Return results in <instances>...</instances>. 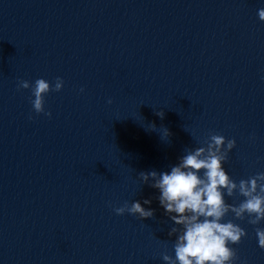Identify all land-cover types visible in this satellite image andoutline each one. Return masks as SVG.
<instances>
[{"label":"water","instance_id":"95a60500","mask_svg":"<svg viewBox=\"0 0 264 264\" xmlns=\"http://www.w3.org/2000/svg\"><path fill=\"white\" fill-rule=\"evenodd\" d=\"M261 7L0 0V264H165L179 226L140 173L169 171L211 134L237 141L224 165L237 182L264 172ZM57 77L52 116L35 113L19 81ZM144 199L153 218L114 211ZM235 222L248 232L238 264H264L257 226Z\"/></svg>","mask_w":264,"mask_h":264},{"label":"clouds","instance_id":"9594fccd","mask_svg":"<svg viewBox=\"0 0 264 264\" xmlns=\"http://www.w3.org/2000/svg\"><path fill=\"white\" fill-rule=\"evenodd\" d=\"M257 15L264 22V7L258 9ZM64 86L62 77L56 78L54 86L44 78L34 84L27 80L18 84L19 89H31L34 98L30 101L35 113L49 117L52 113L46 111L45 98L52 91L61 92ZM158 115L163 118L164 113L161 111ZM170 135L167 129L163 130V138ZM203 144L205 146L186 149L169 171L140 173L144 184L159 190L160 206L179 226L169 232L176 237L174 255L165 253L162 257L165 264H238V253L233 245L240 244L248 232L235 220L247 219L249 224L257 226L258 246L264 248V227H259L264 223V172L237 182L224 167L237 141L211 134ZM237 196L243 198L238 204L226 200V197ZM151 204V199H144L142 203L137 200L114 211L118 215L128 213L141 219L153 218L155 209L145 207ZM230 214L235 220L227 219Z\"/></svg>","mask_w":264,"mask_h":264}]
</instances>
